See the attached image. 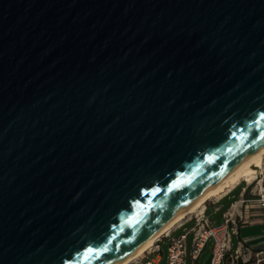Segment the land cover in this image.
<instances>
[{"label": "water", "instance_id": "1", "mask_svg": "<svg viewBox=\"0 0 264 264\" xmlns=\"http://www.w3.org/2000/svg\"><path fill=\"white\" fill-rule=\"evenodd\" d=\"M262 117L264 0H0V264H121Z\"/></svg>", "mask_w": 264, "mask_h": 264}, {"label": "built area", "instance_id": "2", "mask_svg": "<svg viewBox=\"0 0 264 264\" xmlns=\"http://www.w3.org/2000/svg\"><path fill=\"white\" fill-rule=\"evenodd\" d=\"M254 181H256L255 200L260 214L261 228L264 231V163H262L259 172L250 184L244 182L245 186L242 187V191H247ZM240 184L241 182L234 186L232 190ZM234 210L235 208H232V211L224 216L222 224L215 226L205 215L204 205L201 211L190 214L187 219H184L171 231L161 235L158 241L145 250L140 258L133 259L128 264H161L163 260L161 244L164 241L168 243L166 264H187V241L189 237H191L189 256L192 264L198 262L200 255L206 249L208 243L211 244L209 264H225L228 259H237L242 252L247 251L251 253L248 248L243 247L241 244H238L236 250L231 249V239L238 233L236 221L238 215ZM186 223H192L190 229L178 236H174V232ZM254 256L259 262L264 261L262 253H254Z\"/></svg>", "mask_w": 264, "mask_h": 264}, {"label": "crops", "instance_id": "3", "mask_svg": "<svg viewBox=\"0 0 264 264\" xmlns=\"http://www.w3.org/2000/svg\"><path fill=\"white\" fill-rule=\"evenodd\" d=\"M234 189H230L220 197L213 201H210L205 205V215L208 216V211L210 207L214 208V212L222 211L221 203L227 198ZM235 208V213L238 215L236 221L238 222L237 235L233 236L231 239V249L236 250L238 244L243 247L248 248L254 253H262L264 255V231H262L260 224V214L257 210V202L255 199H251L248 191H241L239 193V198L230 203L228 209L222 212V219L224 216ZM250 208V209H249ZM255 208V209H251ZM214 224V221H212ZM233 239H235V246H233Z\"/></svg>", "mask_w": 264, "mask_h": 264}, {"label": "bare ground", "instance_id": "4", "mask_svg": "<svg viewBox=\"0 0 264 264\" xmlns=\"http://www.w3.org/2000/svg\"><path fill=\"white\" fill-rule=\"evenodd\" d=\"M262 162H264V150L256 153L254 156H252L247 161H245L227 180H225L222 184H220L219 186L208 192L198 202H196L186 211L181 213L178 217H176L173 221H171L162 232H160L158 235H156L155 237L147 241L144 245H142L140 248H138L133 254L127 257L121 264H128L133 259L136 260L140 258L145 252V250H147L156 241H158L161 235H164L169 231H171L175 226L180 224L190 214H194L201 211L204 208V205L207 201L220 197L221 195H223L224 193H226L227 191H229L230 189H232L234 186H236L242 181L250 184L255 179L256 174L259 172Z\"/></svg>", "mask_w": 264, "mask_h": 264}, {"label": "rangeland", "instance_id": "5", "mask_svg": "<svg viewBox=\"0 0 264 264\" xmlns=\"http://www.w3.org/2000/svg\"><path fill=\"white\" fill-rule=\"evenodd\" d=\"M264 163V162H262ZM262 166V165H261ZM245 186V183L244 181L241 182V184L239 186H237L234 191H232V193L227 197L225 198L222 203H221V208H222V211H218V212H214V208L213 207H210L209 208V211H208V218L210 219V221H214V225L215 226H218L220 224L223 223V219H222V212L226 211L230 205L231 202H233L234 200H237L239 198V193L241 191V188ZM249 192V195H250V198L251 199H255L256 198V181H254L249 189L247 190ZM216 198L214 199H211L209 201H207L205 203V205H207L208 202L210 201H213L215 200ZM250 209V208H249ZM251 209H255V208H251ZM258 210V208H257ZM259 211V210H258ZM188 216L185 218L187 219ZM237 225H238V222H237ZM192 226V223H186L183 227L179 228L178 230H176L174 232V236H178L180 235L181 233H184L185 231H188L190 229V227ZM190 242H191V237L188 238V241H187V253H188V256H187V264H192L191 262V258L189 256V253H190ZM235 239H233V246H235ZM161 249H162V263L161 264H166V256H167V249H168V243L167 241H164L162 244H161ZM210 254H211V244L208 243L206 249L202 252V254L200 255L199 257V260L197 263L195 264H205L206 261L208 260V258L210 257ZM237 262H240V264H264V261H258V259L254 256L253 252L251 251V253L245 251V252H242L237 259L233 258V259H228L226 261L225 264H237Z\"/></svg>", "mask_w": 264, "mask_h": 264}, {"label": "snow or ice", "instance_id": "6", "mask_svg": "<svg viewBox=\"0 0 264 264\" xmlns=\"http://www.w3.org/2000/svg\"><path fill=\"white\" fill-rule=\"evenodd\" d=\"M262 119H264V117H262ZM92 250L91 249H89V252H91Z\"/></svg>", "mask_w": 264, "mask_h": 264}, {"label": "trees", "instance_id": "7", "mask_svg": "<svg viewBox=\"0 0 264 264\" xmlns=\"http://www.w3.org/2000/svg\"><path fill=\"white\" fill-rule=\"evenodd\" d=\"M237 264H240V262H237Z\"/></svg>", "mask_w": 264, "mask_h": 264}]
</instances>
